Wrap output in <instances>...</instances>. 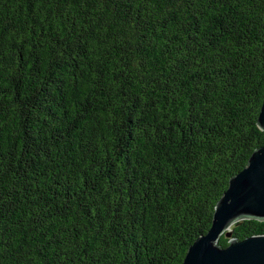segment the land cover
<instances>
[{
	"label": "trees",
	"instance_id": "16d2710c",
	"mask_svg": "<svg viewBox=\"0 0 264 264\" xmlns=\"http://www.w3.org/2000/svg\"><path fill=\"white\" fill-rule=\"evenodd\" d=\"M263 96L264 0H0V264H182Z\"/></svg>",
	"mask_w": 264,
	"mask_h": 264
},
{
	"label": "water",
	"instance_id": "95a60500",
	"mask_svg": "<svg viewBox=\"0 0 264 264\" xmlns=\"http://www.w3.org/2000/svg\"><path fill=\"white\" fill-rule=\"evenodd\" d=\"M257 123L264 131V96ZM245 218L264 220V146L230 178L214 207L210 228L188 247L182 264H264V234L231 237V226ZM223 234L229 238L226 247L219 244Z\"/></svg>",
	"mask_w": 264,
	"mask_h": 264
}]
</instances>
